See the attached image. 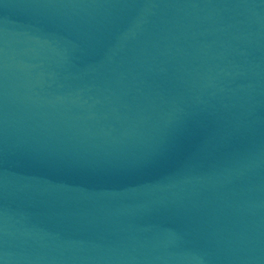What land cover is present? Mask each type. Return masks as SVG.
<instances>
[{
    "label": "water",
    "instance_id": "obj_1",
    "mask_svg": "<svg viewBox=\"0 0 264 264\" xmlns=\"http://www.w3.org/2000/svg\"><path fill=\"white\" fill-rule=\"evenodd\" d=\"M0 264H264V0H0Z\"/></svg>",
    "mask_w": 264,
    "mask_h": 264
}]
</instances>
